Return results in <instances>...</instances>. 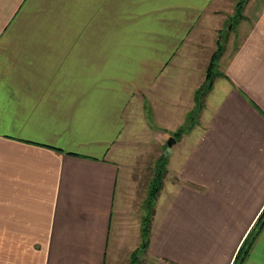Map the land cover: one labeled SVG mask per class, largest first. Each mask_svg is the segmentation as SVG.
Instances as JSON below:
<instances>
[{
	"label": "crops",
	"instance_id": "crops-1",
	"mask_svg": "<svg viewBox=\"0 0 264 264\" xmlns=\"http://www.w3.org/2000/svg\"><path fill=\"white\" fill-rule=\"evenodd\" d=\"M231 1L0 0V264L128 263L143 207L130 171L117 205L116 159L147 103L182 122L142 260L232 264L264 208V0Z\"/></svg>",
	"mask_w": 264,
	"mask_h": 264
},
{
	"label": "rangeland",
	"instance_id": "rangeland-1",
	"mask_svg": "<svg viewBox=\"0 0 264 264\" xmlns=\"http://www.w3.org/2000/svg\"><path fill=\"white\" fill-rule=\"evenodd\" d=\"M235 1L236 0H233L231 2L235 3ZM240 1L242 2L244 0H238V2ZM231 2L226 4V8L228 9V11L232 10L231 9L232 7L230 6ZM235 7H236L235 10L238 13L239 6L235 5ZM233 14L234 15L236 14L235 11L233 12ZM228 20L231 21V19H228ZM206 44H207L206 48L203 52L204 54L203 59L205 60L203 62L204 63L203 68H206L207 70V65H209V61L212 55L218 50V46H217V40L213 42L212 39L208 40ZM212 69L214 72L218 71L217 70V60L215 61ZM178 115L179 113L177 115L176 114L173 115L177 118L176 120H171L170 115L168 117L167 115L166 116L162 115L161 119H158L155 113L151 111L149 104L148 103L145 104V125L146 127L145 125L142 127L139 126L136 130V134H133L131 136L129 135V139L131 142L128 144V146H126L125 151L122 152L119 150L120 155L121 154L123 155L124 153V156L119 159L118 158L116 159V161H118V163L120 164L119 165L120 174H119V182H118L119 196H117L118 197L117 199L119 200V202L117 203V205L122 204V200L126 198L125 197L126 194H127L126 196L128 197V199H129V196L131 195V191L128 192L129 188L126 187V183H125V181H128V171H130L131 176H132L131 178H133L134 185H135L134 190L136 192L138 191V195L140 197L139 201H136L137 203L135 205L137 206L138 204H140V207H143L142 209L139 210V216L142 217L141 222H140V226H141L140 228H142L143 221L149 215L148 213L149 207L151 206L152 208L154 206L153 204L154 202H151L152 205L149 203L151 200L148 199V193H149L151 181L157 170L156 166L158 165V162L162 157L164 158L162 164L165 167V171H166L163 177V184H165L171 178V175L167 174L169 172L167 168V161L171 157L169 156L168 152L170 153L171 147L170 148L167 147L168 139H166V136H164L163 133L167 129L169 122H174V123L179 122L180 115L179 116ZM195 115L196 116L193 117L192 119H189V121L187 118L186 123L183 126V133L180 134L179 137H177L176 139H179L180 136L189 132L191 128L198 123L199 115H197V113H195ZM181 122L179 123V125L182 124ZM124 137H127V136H124ZM172 147L174 151L175 147L174 146ZM130 182L133 183L132 180H130ZM125 204H126V200H125ZM123 207L126 208V206L124 205ZM116 215L117 214L114 215V218L117 217ZM152 216H153V212H152ZM114 221H116V219ZM131 221L132 220H130V222ZM151 221H152V218H151ZM136 224H138V222L135 223L134 221H132L131 223L132 233L135 231V228H137ZM114 228H115V224H113L112 226L111 235L114 233ZM121 228H122L121 231L123 232L124 226L122 227L121 225ZM136 230H138V228ZM126 232L127 231L123 233V236L125 235ZM129 233L130 232L128 230L127 235ZM138 245L140 248L141 239L138 242L137 246ZM137 250H138V253L136 255V259H137V262L139 261L138 264H149V260H147V258L144 259V261L142 260V258L144 257L143 256L144 251H141L140 249H136L135 251L131 253V255L128 258L127 264H131L132 257L136 253Z\"/></svg>",
	"mask_w": 264,
	"mask_h": 264
},
{
	"label": "trees",
	"instance_id": "trees-1",
	"mask_svg": "<svg viewBox=\"0 0 264 264\" xmlns=\"http://www.w3.org/2000/svg\"><path fill=\"white\" fill-rule=\"evenodd\" d=\"M237 6H239L240 9L241 3H238ZM221 51H222V47L219 46L218 50L212 55L206 70L205 83L200 89L197 90L196 101L199 106L201 104L202 97L205 95L206 92H208L211 89L214 78L218 76V73L214 72L212 68ZM182 133H183V128L180 129L179 132L175 134V136L179 137V135ZM163 159L164 158L162 157L159 160L158 165L156 166L157 170L150 184L149 193H148V199L151 200L149 202L150 204L156 199L158 193L160 192L163 186V177L166 173L165 167L162 164ZM152 210L153 209L150 206L148 212L149 215L143 221L142 228L140 231L141 245L139 249L141 251H146L148 247L149 238H150L151 218L153 212ZM263 229H264V208L258 215L257 219L255 220L253 226L249 230L248 234L246 235L244 241L242 242L239 250L235 255L232 264H244L252 246L254 245L255 241L257 240ZM137 253L138 250L133 255L131 264H138L139 261L137 262L136 259Z\"/></svg>",
	"mask_w": 264,
	"mask_h": 264
},
{
	"label": "water",
	"instance_id": "water-1",
	"mask_svg": "<svg viewBox=\"0 0 264 264\" xmlns=\"http://www.w3.org/2000/svg\"><path fill=\"white\" fill-rule=\"evenodd\" d=\"M174 142H175V139H174L173 137H171V138L167 141V147L170 148Z\"/></svg>",
	"mask_w": 264,
	"mask_h": 264
}]
</instances>
